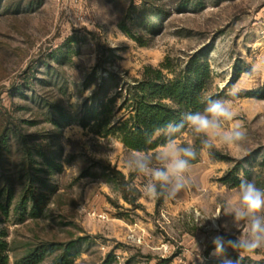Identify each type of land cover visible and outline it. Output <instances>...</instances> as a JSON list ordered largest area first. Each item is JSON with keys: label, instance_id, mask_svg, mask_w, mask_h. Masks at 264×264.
Wrapping results in <instances>:
<instances>
[{"label": "rangeland", "instance_id": "1", "mask_svg": "<svg viewBox=\"0 0 264 264\" xmlns=\"http://www.w3.org/2000/svg\"><path fill=\"white\" fill-rule=\"evenodd\" d=\"M199 53L212 71L205 97L232 101L246 140L202 152L176 197L147 198L145 178L126 168L132 151L80 119L87 106L116 97L118 122L126 87L145 66L169 61L181 69ZM261 56L264 0H0V205L8 206L7 214L0 206V231L10 264L36 250L46 251L39 264H52L69 245L74 264H221L210 256L212 238L243 231L222 212L238 186L221 178L239 166L240 178L264 188V78L243 76ZM233 86L237 97L227 95ZM54 105L68 121L55 124ZM180 139L198 140L188 131ZM33 151L61 170L36 173ZM215 215L219 231L205 221ZM240 264H264V249Z\"/></svg>", "mask_w": 264, "mask_h": 264}, {"label": "clouds", "instance_id": "2", "mask_svg": "<svg viewBox=\"0 0 264 264\" xmlns=\"http://www.w3.org/2000/svg\"><path fill=\"white\" fill-rule=\"evenodd\" d=\"M250 80L264 78V56L257 57L251 67L243 73ZM240 89L233 86L227 93L237 97ZM90 95V92L87 93ZM202 111H186L178 122H168L153 130V136H163L164 143L155 151L133 150L126 161V168L145 178L143 195L150 199L174 198L191 181L193 161L205 150L217 144L238 145L246 140V129L239 121H234L236 113L229 99L206 97ZM231 123L229 127L228 124ZM187 129L200 142L198 151L191 141L181 142L180 137ZM151 142V137L149 141ZM240 183L233 198L222 205L223 215L232 217L239 235L227 238L217 235L212 238L213 250L210 256L219 259L221 264H240L244 255L253 256L258 249H264V188L258 187L255 180L240 174ZM219 215L208 216L205 221L220 230ZM229 249L237 253V259L228 254Z\"/></svg>", "mask_w": 264, "mask_h": 264}, {"label": "trees", "instance_id": "3", "mask_svg": "<svg viewBox=\"0 0 264 264\" xmlns=\"http://www.w3.org/2000/svg\"><path fill=\"white\" fill-rule=\"evenodd\" d=\"M120 28L131 38H135L126 23H123ZM211 80L212 71L205 53L190 57L185 67L181 69H175L169 61L162 62L158 67L145 66L141 79H137L134 84L126 87V97L121 106L126 110L124 117L118 122L114 121L116 101V97H114L107 102L101 100L90 107L87 106L80 119V124L84 128H96L95 134L102 137L118 135L128 150H155L164 143L165 138L153 136V130L168 122H178L186 111H202L205 106L203 103L206 98L205 93ZM122 94L120 93V95ZM52 108L57 117L55 124H62L69 120L62 107L54 105ZM92 123H94L93 126ZM149 137H151V142H148ZM194 144L199 151V140H196ZM2 146L7 147V139L2 140ZM199 155L192 162L193 164L199 162ZM38 156L42 158V161H37ZM29 163L32 167L36 166V173H48L50 176L62 168L53 157L41 154L40 151L30 153ZM38 165L41 168L37 167ZM238 170L239 166H236L231 174L221 178V182L238 186L241 179ZM44 187L48 186L45 184ZM7 197L10 203V191L7 193ZM42 199V197L37 199L33 206L32 216L39 215ZM29 200L28 196L23 199V208L27 207ZM0 206L2 211L7 214L8 206ZM9 251L10 245L6 240V232L0 231V264H10ZM71 252L72 247L69 245L61 255L55 258L52 264H74ZM45 255V250H36L25 258L24 264H39L44 260Z\"/></svg>", "mask_w": 264, "mask_h": 264}]
</instances>
